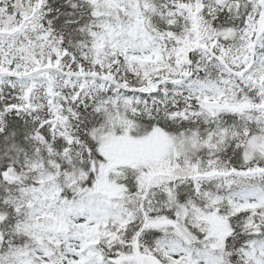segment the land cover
Here are the masks:
<instances>
[{
	"label": "snow or ice",
	"instance_id": "obj_1",
	"mask_svg": "<svg viewBox=\"0 0 264 264\" xmlns=\"http://www.w3.org/2000/svg\"><path fill=\"white\" fill-rule=\"evenodd\" d=\"M0 264H264V0H0Z\"/></svg>",
	"mask_w": 264,
	"mask_h": 264
}]
</instances>
